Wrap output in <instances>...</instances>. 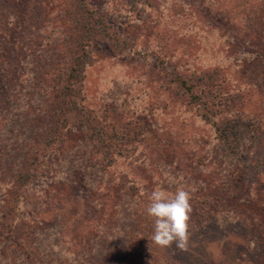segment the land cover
Here are the masks:
<instances>
[{
	"label": "rangeland",
	"instance_id": "374dc122",
	"mask_svg": "<svg viewBox=\"0 0 264 264\" xmlns=\"http://www.w3.org/2000/svg\"><path fill=\"white\" fill-rule=\"evenodd\" d=\"M222 1L213 11L209 5L213 0H160L156 12L147 8L141 18L127 15L121 0H91L132 38L136 51L147 55H114L104 45L91 47L93 61L84 80L87 105L112 110L118 121L137 120L144 134L108 167L81 126L65 130L51 148L47 164L40 163L35 151L43 146L37 147L35 135L42 137L37 129L44 95L33 88L36 58L26 57L20 50L13 53L0 36V171L6 168L0 177V217L3 214V221L15 226L17 241L22 243L18 247L1 245L0 264H97L109 255L116 239L126 246L128 236L124 234L132 225L130 216L137 201L128 190L132 182L139 190L144 184L153 190L162 187L171 195L183 185L194 193L201 182L195 180L209 172L201 173L202 165L210 169L232 158L218 146L212 126L201 118L198 108L189 105L155 68V55L162 56L157 46H162L169 50L164 57L169 69L186 77L193 74L207 83L211 101L223 110L222 119L229 113L249 119L263 114L264 62L255 58L263 49L264 0ZM29 3L36 4V29L47 19L52 0H0L2 14L8 15L1 20L3 24L8 21L7 34L12 40L21 29L27 31L19 27L28 23L23 12ZM46 31L48 34L41 35L55 37L50 27ZM163 34L168 35L165 42ZM32 60L35 63L30 64ZM14 63L20 69L12 68ZM222 74L235 78L225 81L230 86L219 87ZM262 122L263 131L255 140L258 144L250 141L254 135L245 136L247 149L255 146V153L243 156L245 159L264 157V117ZM30 139L34 141L28 145ZM31 151L35 162L30 161L28 168L40 164V177L21 185L14 181L12 168L28 159L25 152ZM256 175L248 173L244 180L264 179ZM248 189L242 197L254 195ZM252 211L259 228L246 231V216L219 213L202 231L190 233L186 251L175 244L171 249L183 264H235L238 257L243 261L236 264H264L263 237L259 236L264 207L252 205ZM86 217L93 218L81 226Z\"/></svg>",
	"mask_w": 264,
	"mask_h": 264
},
{
	"label": "trees",
	"instance_id": "16d2710c",
	"mask_svg": "<svg viewBox=\"0 0 264 264\" xmlns=\"http://www.w3.org/2000/svg\"><path fill=\"white\" fill-rule=\"evenodd\" d=\"M121 1L124 2L123 7L126 8L127 15L141 18L144 17L142 15L144 11L147 12V8L156 12L159 9L158 6H161L157 2L160 0ZM222 2V0H213L214 4H209L211 10L214 11V8L221 5ZM238 2L240 4L248 3V0H238ZM52 4L54 7L52 6L51 10L47 12V19L40 21L35 29L33 16L36 4L29 3L23 12L24 17H28V23L26 26L23 24L19 27H23L27 31L21 29L19 37L15 40L10 39L7 34L8 21L3 24L2 20L8 15L5 17L2 14L3 9H0V36L3 43L9 44L13 53L20 50L26 53V57L36 58L38 73L36 77H32L33 88L36 93L44 95V105L39 109L38 119L42 122L39 123V129H37V132L41 131L42 137L40 138L39 133L35 135V144L37 147L38 145L43 147L41 151L40 149L35 151V155H39L40 163L46 165L51 148L62 139L64 131L72 126H81L87 132V137L96 151L102 155L105 167L112 166L119 158L127 154L130 146L139 143V139L144 134L141 132L142 128L137 120L118 121L112 114V110L87 105L84 80L85 71L93 61L91 47L96 44L104 45L114 55L128 53H141L145 57L147 55L142 51H136L132 38L126 36L91 0H52ZM51 14L53 17L48 18ZM48 27H50L51 34H56L54 38L41 35L44 32L47 33ZM167 36L164 34L161 36L163 42L168 38ZM44 46H46L45 49H43ZM262 46L263 49L256 53L257 56H260L255 59L264 62V42ZM157 48L162 49V56L155 55V68L166 78L169 86L174 87L181 96H185L189 105L198 108L201 118L212 126L218 146L224 147L229 157L233 155L232 158L220 162L217 167L209 165L210 169H207L205 168L207 165H202L201 173L206 170L209 172L202 173L204 177H198L195 180L197 182L200 178L201 182L198 191L191 193L192 211L189 220V233L202 231L205 224L215 219L219 213L228 214L230 212H237L238 216H246L244 217V221L247 222L246 231L249 228H259L261 225L256 219L255 212L252 211V205L264 207V192L260 193L262 189L264 190V183L261 184L264 179H253L248 183L244 180V175L256 173V176H264V157L260 156L255 160L245 159L246 156L250 157L255 153L253 150L255 146H250L247 149L245 136L254 135L250 141L253 145L258 144L255 140L258 138V133L263 131L261 118L264 117V112L250 116V119L229 113L228 118L222 119L223 110L216 108L217 106L211 101L210 94H207L211 89L207 83L199 80L200 77L193 74L186 77L184 73L169 69L164 63V57L168 56L169 50L162 46H157ZM31 63H35V60L30 61ZM12 68L20 69L17 63H14ZM262 68H264V64ZM230 77L222 74L218 79L219 87L230 86L226 82L235 79ZM3 88H6L5 83ZM213 94L215 99L217 95ZM230 95L234 94L230 93ZM33 141L34 139H30L28 145ZM211 150L213 152V149ZM32 153V151L25 152V157L29 156V158L22 159L21 163H14L12 168L14 181L21 185L35 181L37 177H40L38 171L40 164L35 168H28L30 161L35 162ZM5 170L4 167L0 171V177ZM43 175L45 173H42ZM140 185L141 190L138 189L139 185H135L134 182L128 187L131 194L137 196V201L130 216L132 225L129 227V231L124 234V237L128 236L125 241L126 246L120 245L121 243L116 239L112 243L109 255L95 263L183 264L171 247H160L152 242L154 218L147 214L146 207L150 202L153 188L148 189L144 184ZM252 186L255 188L252 189ZM246 187L249 188L248 190H253L254 195L251 194L253 198L250 194L247 197H242ZM1 216L0 246H20L22 243L17 241L19 237L17 236L18 232H15L17 231L15 226L5 223L3 214ZM91 219L83 218L80 225L82 226L87 221L90 222ZM235 223L241 222L236 221ZM259 236L263 237L262 244L264 245V223ZM240 261L243 260L238 257L236 262Z\"/></svg>",
	"mask_w": 264,
	"mask_h": 264
},
{
	"label": "clouds",
	"instance_id": "9594fccd",
	"mask_svg": "<svg viewBox=\"0 0 264 264\" xmlns=\"http://www.w3.org/2000/svg\"><path fill=\"white\" fill-rule=\"evenodd\" d=\"M191 192L183 185L169 195L162 187L154 189L146 207L147 214L154 218L152 242L160 247L173 244L180 250L189 245V220L192 211Z\"/></svg>",
	"mask_w": 264,
	"mask_h": 264
}]
</instances>
